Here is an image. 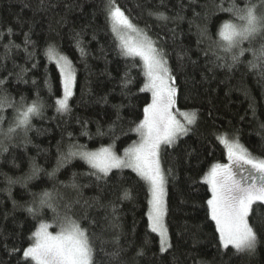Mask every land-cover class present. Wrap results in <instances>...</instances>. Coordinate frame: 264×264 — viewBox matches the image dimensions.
I'll use <instances>...</instances> for the list:
<instances>
[{"label":"trees","instance_id":"trees-1","mask_svg":"<svg viewBox=\"0 0 264 264\" xmlns=\"http://www.w3.org/2000/svg\"><path fill=\"white\" fill-rule=\"evenodd\" d=\"M106 2L44 0L41 6L40 0H0V80L6 81L0 95L14 99L18 107L21 97L31 102L39 93L45 104L27 133L21 129L10 140L0 137V264H25L23 249L33 242L29 237L40 222L58 228L52 208L43 206L35 219L26 211L33 206V193L43 190L58 194L54 206L61 216L65 205L71 204L69 215L94 238L99 237L95 264H264V202H255L250 213V223L257 222L259 235L252 254L237 252L232 246L223 248L215 223L207 216L206 200L211 193L203 178L213 163L228 162L216 137L227 134L231 138L236 133L253 155L264 157V129L260 128L264 80L247 66L251 53L229 68L230 54L214 51L211 41L201 36L207 26L212 39H219L217 28L231 14L218 6L223 3L228 8L232 0H115L166 53L178 88L175 109L197 112L192 130L175 145H163L160 152L171 243L167 251H160L159 235L148 227L149 188L136 172L113 169L97 180L80 157L58 165L61 154L73 145L84 149L114 145L123 152L138 139L131 129L151 102V92L140 91L145 83L141 58H125L118 51L119 41L106 18ZM235 2L243 6V0ZM150 12L164 13L169 19H158ZM25 33L31 40L27 51ZM10 42L19 47L6 50ZM260 43L256 40L252 46ZM49 45L66 55L75 70L67 113L57 112L54 104L62 89L59 69L46 54ZM218 55L225 59H217ZM125 75L130 81L127 88L122 87ZM16 107L0 111L5 130L14 120ZM33 166L41 171L25 180ZM9 178L15 182L10 184ZM73 183L78 187L73 188ZM124 190L131 193L130 198H120ZM141 248L143 255L138 256ZM116 251L119 256L115 258L107 255ZM26 264L35 261L28 259Z\"/></svg>","mask_w":264,"mask_h":264},{"label":"snow or ice","instance_id":"snow-or-ice-1","mask_svg":"<svg viewBox=\"0 0 264 264\" xmlns=\"http://www.w3.org/2000/svg\"><path fill=\"white\" fill-rule=\"evenodd\" d=\"M41 6L44 0H40ZM220 11L231 14L229 20L223 21L217 28L213 40L205 26L201 29V36L211 41L215 49H220L225 54H230L231 63L229 68L235 67L241 62L244 54L251 53L252 60L247 61V66L255 70L264 80V0H243V6L238 5L235 0L228 8L223 3L218 6ZM107 19L116 39L120 55L125 58L140 57L143 62V73L145 83L140 88L141 92H151V102L143 108V118L131 129L139 136V141L123 149V155H118L114 145L101 147L98 150H84V146L73 145L67 153L61 154L58 165L67 162L73 157L83 159L92 171L90 174L97 180L107 177L113 169L122 170L130 168L144 180L149 188L150 199L148 200V227L151 232L159 235L160 251L165 252L171 247L167 225L164 217L167 214L166 205V176L160 163L161 146L175 145L178 139L186 136L191 126L197 121L195 110L180 113L183 122L176 119L173 113L177 103L178 88L176 78L172 69L168 66L166 53L157 47L156 41L152 40L144 30H138L131 22L125 12L115 3V0H107L105 4ZM158 19L167 20L164 13H149ZM126 30L137 31L141 39L134 44H129L121 35ZM9 35L12 29H7ZM3 33H0L2 38ZM256 40L261 43L258 47L252 45ZM199 42V41H198ZM247 42L249 47H244ZM31 43L30 37L25 33V51ZM19 45H6V50ZM77 48L81 56L87 53L77 40ZM46 54L49 60H54L60 73V85L62 95L56 97L54 104L59 113L70 112L69 101L74 95L76 74L72 62L66 55L56 53L54 46L49 45ZM31 56V53H29ZM217 59H225L217 56ZM224 66V65H221ZM130 81L127 75L122 80V87L127 88ZM6 81L0 80V92L3 91ZM106 100V98H105ZM17 102L9 100L6 95H0V111L5 107H16ZM45 104L39 93L31 102L21 97L19 106L16 107L14 120L5 130L3 128L4 118L0 116V137L12 139L19 130L25 133L31 127L34 116L42 114ZM119 107V106H114ZM254 111V105H250ZM119 119V115L117 116ZM264 129V123L260 125ZM102 134V133H101ZM226 150L228 163H213L210 170L205 174L203 181L209 186L210 198L206 200L207 216L215 223V231L218 234L219 244L223 248L232 246L237 252L254 253L259 242L257 222L250 223V213L255 202H264V157L253 155L247 147L240 143L239 135L227 134L216 137ZM3 140H0V146ZM3 151H7L3 147ZM41 169L33 166L32 173L25 180L34 178ZM49 175H52L50 173ZM75 176V174H74ZM15 181L9 178V183ZM73 188L78 185L73 183ZM131 193L124 190L121 199L130 198ZM33 206L27 207L26 211L36 218L37 212L43 206L52 208L57 213L58 231H49L52 227L49 223L40 222L36 230L29 237L33 242L23 249L22 259L25 264L28 259L35 264H95L96 241L99 237L89 234L88 229L83 228L78 220L69 215L72 205H65L66 211L61 216L55 207L58 194L43 190L39 194L33 193ZM79 201H76L78 203ZM115 212V208H113ZM115 226V225H113ZM20 251V249H13ZM115 258L119 251L107 253ZM137 255H143L141 248Z\"/></svg>","mask_w":264,"mask_h":264},{"label":"rangeland","instance_id":"rangeland-1","mask_svg":"<svg viewBox=\"0 0 264 264\" xmlns=\"http://www.w3.org/2000/svg\"><path fill=\"white\" fill-rule=\"evenodd\" d=\"M130 19V18H129ZM131 20V19H130ZM131 22L134 24V22L131 20ZM136 26V28L138 30H142L141 28H139L136 24H134ZM121 35L123 36L124 40H126L129 44H134L136 43L138 40L141 39V36L138 34L137 31H133V30H126L124 32L121 33ZM149 36V35H148ZM150 37V36H149ZM152 39V38H151ZM153 40V39H152ZM57 53V52H56ZM60 55H62L61 53H58ZM75 89V87H74ZM74 91V90H73ZM176 107V106H175ZM185 111H191V110H182V111H179L180 113L182 112H185ZM173 113L174 115H176V119L180 120L181 122H183V117L176 111V109H173ZM137 142L139 141V137L138 139L136 140ZM241 143V142H240ZM242 144V143H241ZM163 146V145H162ZM161 146V148H162ZM107 147V146H105ZM99 148H95V149H84V150H88V151H94V150H98ZM113 150L118 154V155H123V152H118L115 148H113ZM160 163H161V167L163 169V166H162V162H161V158H160ZM217 163V162H216ZM219 163H228V162H219ZM164 170V169H163ZM166 199V197H165ZM164 223H165V217H164ZM166 224V223H165ZM51 225V224H50ZM59 229H53V227H50L49 228V231H52V232H56L58 231ZM169 234V233H168ZM170 238V236H169Z\"/></svg>","mask_w":264,"mask_h":264}]
</instances>
